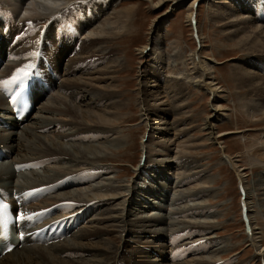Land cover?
<instances>
[{"label": "bare ground", "instance_id": "1", "mask_svg": "<svg viewBox=\"0 0 264 264\" xmlns=\"http://www.w3.org/2000/svg\"><path fill=\"white\" fill-rule=\"evenodd\" d=\"M30 1L31 0H17V3L20 7H23ZM72 1L73 0H35L36 3L34 2V4L38 3L41 5V7H39V13L48 19L52 16L60 15V13L63 14L69 9L68 3ZM167 1L170 2V8L172 9L178 5H182L184 2H188L187 7L191 9L195 2H197V0H157V2L154 3L153 0H150V3L154 7H157ZM206 1L208 19L212 23L216 22L222 25L224 31L227 32V36L232 40L231 43L233 46L237 47L234 53H243V58L236 61L231 66L232 83L236 85L238 89L242 90L240 92L242 107L248 117L258 118L259 121L264 122V25L258 24L257 20V14L261 11L258 9L259 7L264 8V3L259 2V0ZM77 2H82V4L92 2L93 4H91V6L97 7L98 11L103 14L105 19L97 29H88L85 32L87 38L83 40L80 46H71L70 49L66 42L59 41L55 37L49 35L40 39L43 28L40 25H37L39 29V37H37L36 30L33 31L32 27L28 26V20L23 11L17 10L15 7H9L8 14L11 18H17V20L8 21L7 18V21L4 22L0 20V36L13 37L18 34L21 27L23 29L25 26L24 34L21 36V43H18L15 48L9 50V57H3L4 46L7 45V43L4 41V38H0V82L5 80L8 82L7 87H13L15 82H12V77L16 74L17 70L22 68L27 69L31 66L32 58L30 57L34 52L32 46L37 44V42L43 43L46 40L48 42V49L43 50L39 54V74L40 76L43 74V63L47 55L52 64L53 74L52 76H48L49 83H47V88L49 92H43L41 94L37 91L33 92L34 100L37 102L36 111L40 103L45 101L39 107L40 110L38 112L53 113L60 117H71V120H73L69 123L67 121L66 123L65 121L61 122V124L57 119L47 118L44 121L41 119V122L38 121L41 116L39 117L36 115L35 117V111L34 115L26 121V124L22 123V129H26L22 130L18 137L17 133L13 134V131L4 135L0 134V147L8 149V151L12 153V156L9 157L13 162L25 163L40 159L41 162H46V165H50L45 168L42 177L36 172L31 174H20L24 176L23 178L30 177L32 180L31 183L20 185L16 180L14 181L17 176H14V179H11L8 173L1 176L6 173V168H3L4 165L1 164L0 180H4L0 181V185L4 187V189L10 190V192L14 189L18 190V194H23L25 189L41 187L30 196H26V203H28L30 199H40L46 193L51 192L52 194L49 198H44L41 201V207L21 206V211H24L26 214H38L37 220L32 225V228L39 227L44 223L62 222L61 224L63 226L65 225V229L58 230L60 232L66 231L64 235L61 234L57 236L55 238L56 242H53L52 245L49 246H37L30 243L29 240H26L22 247L14 249L1 258L0 264H219V260L224 256L222 257L219 254L222 251L220 247L211 248L212 243H216L212 240L213 237L199 238L201 234L208 231V229L204 230L205 225H209L212 222L207 221L203 223L194 220L195 217L199 216L198 214L194 216V213L189 214L188 217L190 219H184V221L177 220V215L175 214L176 216L174 217V215L172 216L170 213H164L162 217H137L135 213H132L131 209V196L135 189L133 186L130 187V189L128 186H125L123 190L127 192L126 194H123L124 192L120 191V188H115V186L113 187L109 184L107 186L106 183L105 185L97 184L92 187V189L68 190L71 185L68 183L69 180L74 179L76 174L82 173L81 171L77 172L79 169L93 168L98 171L100 170L101 175L97 180H101L105 173H107L98 168L97 165L103 163L105 160H110V158L108 156L99 155L100 153L93 151L96 146L86 145V147H83L84 149H81L82 146L78 144H63V140L76 137L83 141V139L80 138L82 135L87 136V133H95L89 135L91 136V140H97L100 134L107 136L110 132L111 134L116 133L112 130L113 128L110 129L109 126L114 124L115 121L116 123L120 121L117 113L122 110V103L121 100L118 99V92L116 91L118 85L115 73L117 70L116 68L120 67V63L122 62H120V57L117 56V50L108 47L106 44L114 42V40L117 39L115 37H118L126 30V25L129 21L128 9L120 11L114 9V4L117 3V0H76L75 3L72 4L75 6L76 10L79 4ZM39 13H37V15H39ZM189 17L190 15L187 16V20ZM66 18H69V10ZM46 24L48 25V22H46ZM4 25L7 26V33L5 32ZM11 26L16 27V29L12 30ZM154 27L155 28L152 27V35L148 40V43L151 45L153 44V47L147 50L145 46L140 50V53L142 55L144 50H147V52L149 51V53L155 54L156 59H160L162 62H169L166 72L170 77H166L167 75L162 76V71H160V69H163V66L155 63L153 72H144L142 82H138L140 84L137 90L139 105L143 115H145V124L147 127L148 125L150 127L148 130L147 142L149 143L154 136L158 135L160 137V142H162L161 140L165 142V148L175 145V148L178 149L180 147L184 152L186 151L184 149L186 147L183 145L186 140L182 142L178 141L176 144L175 139H178L182 133H186L184 131H187L188 124L185 122V124L181 123L183 120L179 117L185 113L182 111V113H180L179 111V109L185 107L184 103L177 104V100H175L177 99L176 97L170 99V97H173V95L170 94L173 93L174 86L177 85L176 87H178V89L185 87L180 85L196 87L200 90L204 89L206 92L210 91V94L214 96L220 93L218 92L220 88L218 89L214 84V77L212 76L213 62L210 60V62L201 60L200 57L190 54L189 64L192 68L187 70V64L183 60V58H185V53L182 48L178 47L172 55L166 54L165 50H162L161 47L163 33L160 34L157 25ZM28 31L34 33L29 37L31 33L28 34ZM79 31L81 35L84 33L82 30ZM81 37H83V35ZM60 55L62 56L61 60H56ZM174 57L176 60L178 59V62L180 61L179 65L182 67L178 72L175 69L176 67H174L175 65L171 66L172 69H170L169 66L171 65L170 59ZM98 76L102 83L96 84L95 82L99 80ZM149 76L152 77L155 82L152 86L147 85L146 79ZM8 77L11 79V82L7 80ZM179 79H183L180 84ZM30 80L33 81L31 78ZM171 86L173 88H171ZM78 94H82L83 98L81 99L77 96ZM148 98L153 101L152 104L148 103L150 100H148ZM216 98L218 97L214 98L213 106L211 105V114L206 120L204 119L202 127V129L206 131L205 137L208 142L218 141V135L215 133V123L221 117V112H219L221 110L220 105H218L219 101ZM1 107L8 110L5 100L0 96V108ZM109 107L113 110L112 112L107 111ZM4 108L0 109V118L2 119H4L6 116L5 114L8 112ZM100 109L105 111L99 113ZM170 114L173 116V120L171 119V121L174 122L172 123L168 121L167 117ZM33 117H35L34 121L29 123L28 121ZM150 117L154 119L151 125L146 123L147 120L149 121ZM5 121L10 127H18V125H20L11 120V118ZM179 126H181V128ZM49 127L70 131H65L59 138L57 137V141L47 138V135L37 133L38 131H45ZM74 128L76 129L75 132H73ZM31 129L32 132L30 131ZM11 135L16 136V138L14 139ZM188 138L190 137L188 136ZM7 140L16 144L7 146V144H9V142L6 143ZM91 140H89L88 143ZM82 144H84V142ZM102 144L104 145L107 143ZM111 146H113V144H111ZM261 149L264 151V135L261 141H257L255 146L247 150L248 156H259L257 158H249L253 160L256 159V162H258V160L259 162H263L264 154H259ZM223 157L224 159L222 162L228 164L233 173H236L233 169L236 167L235 161L230 159L227 155ZM10 164H12L14 169V165L18 163H11L10 161ZM168 166H170V164ZM178 176H180V174ZM11 182L12 185L9 186ZM54 182H56V186H54ZM255 182L256 196L259 197L257 198L258 202L260 200V204L263 207L264 183L260 180H256ZM203 183L205 184V182ZM245 188L244 186V189ZM140 190L142 191L145 189L141 187ZM245 194H247L246 196L248 199V203H245V206L246 208L248 205L251 207L250 194ZM190 196L193 197L194 195H189L187 197L190 198ZM46 199L52 201L46 202ZM116 200H119L117 204H113ZM72 201H76L75 204ZM190 201L198 202L194 201V199ZM243 201L242 205H244ZM199 205L203 206L201 202L195 206H188L185 210H182L184 212L181 211L182 215L188 213L186 212L187 210L194 211L204 208ZM117 206H122V208H115ZM63 207H67L69 212L66 216L58 217ZM140 208L144 207L140 206ZM78 219L86 221H82L81 225L84 223L89 225L83 227V229L81 225L77 227ZM246 219L247 223H249L248 228L250 229L252 245L256 250V255H258L261 260V258H264V239L260 238L261 236L257 233L258 228L254 226L253 221L251 224L248 216ZM76 227L77 229H73ZM107 228H111L113 231H110L117 235L118 238L116 240L112 241L104 237L105 233L107 234L108 232H106ZM166 236H169V240H177V236L186 237L188 239L186 243L183 244H172L171 242V245H169L171 250L164 256L163 251L168 244V242L165 241V238L167 239ZM157 238L161 242L156 241ZM63 240L66 241L64 245L53 247V245L61 243ZM145 248L147 249L144 250ZM191 248L194 249V253L191 251ZM181 252L184 257L182 255L178 256Z\"/></svg>", "mask_w": 264, "mask_h": 264}, {"label": "rangeland", "instance_id": "2", "mask_svg": "<svg viewBox=\"0 0 264 264\" xmlns=\"http://www.w3.org/2000/svg\"><path fill=\"white\" fill-rule=\"evenodd\" d=\"M75 1L76 0H73L71 3H68V6L71 4L70 7H72V4H74ZM153 1L154 3L157 2V0ZM34 2L35 0H31L27 5L20 7L17 0H0V20L3 22L7 21L6 18L8 21L17 20V18H11L8 14L9 7H15L17 10L23 11L28 20V26H31L33 31L36 30L37 37H39V29L37 25H43L48 22L49 28L47 30V35L55 37L59 41L66 42L70 49L71 46H80L83 40L87 38L85 32L88 29H97L105 19L103 14L98 11L97 7L91 6V4H93L92 2H87V4L77 2L80 4H78L77 9L78 15L80 20H82L79 30H82L84 33H82L83 37L81 38V43L75 42V44L72 43V38H75V36L70 32L69 25L67 24L68 19L66 16L68 10L62 15H55L47 19L39 13V7H41V5L38 3L34 4ZM206 2V0H197V2H195L193 7L196 4L197 7H195L194 18L191 14V9H188L187 7L188 2L173 7L174 9L170 8L171 4L168 1L157 7H154L150 3V0H117V3L114 4V9L118 11L129 10V21L127 22L126 30L118 36L119 38L115 37L117 39L114 40V42L106 44L108 47L117 50V56L120 57V62H122L120 63L121 66L117 67V70L115 69V77L118 85L116 91L118 92V99L121 100L122 103V110L117 113L120 121L117 123L115 121L114 124L109 126L110 129L113 128L112 130L116 132L115 134H111V132L108 133L107 136L100 134L98 135L100 137L97 140H91L89 134L93 135L95 133H87V136L84 135L81 137L83 141L76 137L63 140V144H78L82 146L81 149H84L83 147H86V145H94L96 147L95 149L92 148L94 149L93 151L100 153L99 155L105 157L108 156L110 158V160H105L103 163L97 165L102 171L104 170L107 172L101 180H97V182L95 181L92 184L85 185L81 188H72L70 190L92 189V187L97 184L105 185L106 183L107 186L109 184L113 187L115 186V188L118 187L121 189L120 191L124 192L123 189L125 186H128L129 189L133 186L135 189L131 196V209L132 213H135L137 217H162L164 213H170V215H174V217L177 215V220L184 221V219H190L188 217L189 214L194 213L193 216L198 214L199 216L195 217L194 220L203 223L207 221L212 222L209 225H205L204 230L208 229V231L201 234L199 238H214H212V240L216 243H212L211 248L214 249L220 247L222 251L219 254L222 257L224 256L219 260V264H264V258H261L260 260L258 255H256V250L253 247L250 238V229L248 228L246 231L247 225H249V223H246V218L248 216L250 218V223L252 224L253 221L254 226L258 228L256 229L259 236H261L260 238L264 239V206H261L260 200L258 202L257 198L259 197L256 196L257 192L255 191L256 187L254 186L256 185V180H260L264 183V160L263 162L260 161L263 164H261L259 160L256 162V159L253 160L249 158L254 156H248L247 153L248 148L255 146L257 141L262 140V136L264 135V122L259 121L258 118L248 117L242 107L240 101V92L242 90L238 89L236 85L232 83L231 66L236 61L243 58V53H234L237 47L233 46L231 43L232 40L227 36V32L224 31L222 25L216 22L212 23L208 19ZM258 10L264 11V8L259 7ZM37 13H39V15H37ZM188 15H190V17L187 20ZM189 20L195 25V42L192 38L193 33L191 31ZM57 21H60L58 29L56 32H52L54 26L50 25ZM258 24L264 25L262 22H258ZM155 25L158 26L160 34L163 33V42L161 45L162 50H165L166 54L172 55L178 47L182 48L185 53V58H182L187 64V70L192 68L189 64L190 54L200 57L201 60H210L213 62L212 76L214 77V84L218 89L220 88V91H218L220 93L214 96L210 94V91L206 92L204 89H202V91L196 87L180 85L185 87L178 89V87H176L177 85H175L174 88L171 86L174 91L170 94L173 95L170 99L176 97L177 99L175 100H177V104L184 103L185 105V107L179 109L180 113L185 112L179 117L183 120L181 123L185 122L188 124V132L184 131L186 133H182L178 139H175V143L186 140L183 145L186 147L184 148L186 150L184 151L185 153L180 147L178 149L175 148V145L165 148V142H163V140L160 142V137L158 135L154 136L149 143L147 142L148 130L150 127L149 125L148 127L146 126L144 120L145 115H143L139 105L137 94V90L140 87L139 83L142 82L144 72H153L155 63L163 66V69H160V71H162V76L167 75L166 77H170L166 72L168 67L167 64L169 62H162L160 59H156L155 54L149 53V51L147 52V50L153 47V44H149L148 40L152 35V27L155 28ZM11 29H16V27L11 26ZM30 33L31 32L28 31V34ZM46 46H48L47 41ZM143 47L147 50H144V53L141 55L140 50ZM32 48H34V46H32ZM61 58L62 56L60 55L56 60H61ZM174 58L170 59L171 65L169 66L170 69H172L171 66L175 65L174 67H176L175 69L178 72L182 67L179 65L180 61L178 62V59L176 60L175 58L178 62L177 63ZM146 81L148 86L155 84L153 78L150 76ZM182 81L183 79H179V84ZM95 83L102 82L99 79ZM215 97L219 98L216 99L219 101L218 105H220L221 110L219 111L221 112V117L215 123V133L218 135V141L208 142L205 137L206 131L202 129V127L204 119L206 120L211 114V108ZM149 99L150 98H148V100ZM149 101V104L153 103L151 99ZM44 102L45 101H42L40 105L38 104L37 111L35 109V117L36 115L39 117L41 116L40 118L38 117V121L42 122V120L44 121L47 118L57 119L60 123L64 121L65 123L66 121L68 123L73 121L71 120V117H60L53 113L38 112L40 110L39 107ZM3 108L4 107H1L0 109ZM103 111L105 110L100 109L99 113H102ZM107 111L112 112L113 110L109 107ZM35 117L28 122H33ZM167 117L169 122H174L171 121V119L173 120L171 114ZM8 119H10V117H5V120ZM153 120L154 119L150 117L149 121L147 120L146 123L151 125L153 124ZM179 127L181 128V126ZM49 128L45 131H38L37 133L47 135V138L55 139L57 141V139L66 131H63V129H57L56 127ZM24 129L19 127L17 130H11L0 125V134L4 135L13 131V134L17 133L18 137L20 132ZM30 131L32 132V129ZM69 131L70 130H67L66 132ZM75 131L76 129L74 128L73 132ZM188 136L190 138H188ZM12 137L14 139L16 138L14 135ZM89 140L91 141L88 143ZM8 142L9 144H7V146L16 144L7 140L6 143ZM83 142L84 144H82ZM102 143L107 144L103 145ZM111 144H113V146H111ZM259 154H264V151L261 149ZM225 155L235 161L236 167L233 169L236 173H233L228 164L222 162L224 159L223 156ZM140 158L142 161L141 164ZM11 163L20 162H13L11 160ZM1 164L4 165L3 168H6V173L1 176L6 175L7 173L11 179H14L17 176L14 181L16 180L20 185H26V183L32 182L30 177V179L23 178L24 176L20 175L22 173L27 174V172L16 173L8 158L1 159L0 166ZM169 164L170 166H168ZM47 166L50 165H46V167ZM46 167H44L43 170L41 169V172L31 171L28 173L31 174L36 172L42 177L44 173L43 171H45ZM179 174L180 176H178ZM3 180L4 179L0 181ZM203 182H205V184ZM238 182L240 183L239 187L240 190H242L241 192L250 194L251 207L248 204L247 208L245 206V203H248L247 194H245V200H242L244 202V205H242V195L238 188ZM10 185H12V182L9 183V186ZM244 186L246 187L245 189ZM0 187L1 189L4 188L1 185ZM141 187L145 190L141 191ZM201 191L204 192L202 193ZM126 193L127 192H124L123 194ZM205 194L206 196L204 197ZM189 195L194 196H190L189 198L187 197ZM191 199L198 202H191ZM118 201L119 200H116L113 204H117ZM72 202L75 204L76 201ZM199 202L203 204V206L199 205L204 207L203 209L195 208L198 210H187L186 212L188 213L182 215V212H184L182 210H185L188 206H195ZM140 206H143L144 208H140ZM115 208L121 209L122 206H117ZM242 208L246 222L243 220V214L241 212ZM68 212L69 209L63 207L58 217L66 216ZM88 225L89 224H84L82 229ZM110 230L112 229L107 228L106 232H108L107 234L105 233L104 237L114 241L118 237L112 232L113 230ZM166 237L167 239L165 238V241H167L168 244L163 251L164 256L171 250L169 245H171L173 240H169V236ZM156 241L161 242L158 238ZM65 242L66 241L63 240V242L57 243L56 245H53V247L64 245ZM146 249L147 248L144 250Z\"/></svg>", "mask_w": 264, "mask_h": 264}, {"label": "snow or ice", "instance_id": "3", "mask_svg": "<svg viewBox=\"0 0 264 264\" xmlns=\"http://www.w3.org/2000/svg\"><path fill=\"white\" fill-rule=\"evenodd\" d=\"M31 75L30 71L26 70V69H18L16 74L13 75L12 77V82H16V81H23L25 79H28L29 76ZM5 83H8L7 81ZM0 207H4L6 208V205L5 206H0ZM18 218L20 219H23L22 216H19Z\"/></svg>", "mask_w": 264, "mask_h": 264}, {"label": "flooded vegetation", "instance_id": "4", "mask_svg": "<svg viewBox=\"0 0 264 264\" xmlns=\"http://www.w3.org/2000/svg\"><path fill=\"white\" fill-rule=\"evenodd\" d=\"M77 96H79L81 99L83 98V95L82 94H78Z\"/></svg>", "mask_w": 264, "mask_h": 264}]
</instances>
